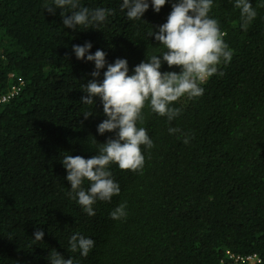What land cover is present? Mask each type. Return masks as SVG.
<instances>
[{
    "label": "trees",
    "instance_id": "1",
    "mask_svg": "<svg viewBox=\"0 0 264 264\" xmlns=\"http://www.w3.org/2000/svg\"><path fill=\"white\" fill-rule=\"evenodd\" d=\"M174 2L155 13L149 0L141 20L129 21L122 0H80L114 15L70 30L60 9L45 10L52 0H0V96L16 89L0 103V264H50L53 249L74 264H241L227 253L264 264V0H249L257 14L247 31L235 0H213L209 16L226 33L231 61L201 85L203 95L172 105L180 109L173 121L144 108L137 126L153 147L141 146L142 170L110 165L118 196L97 200L92 217L69 197L63 156L89 159L114 137L97 133L105 119L99 99L79 102L94 63L77 60L73 46L90 42L88 54L106 53L98 81L116 59L127 60L131 75L164 51L148 33ZM120 204L126 216L111 219ZM37 228L41 242L33 241ZM77 232L94 241L87 257L70 251Z\"/></svg>",
    "mask_w": 264,
    "mask_h": 264
},
{
    "label": "clouds",
    "instance_id": "2",
    "mask_svg": "<svg viewBox=\"0 0 264 264\" xmlns=\"http://www.w3.org/2000/svg\"><path fill=\"white\" fill-rule=\"evenodd\" d=\"M166 2L168 0H150L155 13H159ZM212 7L213 0H175L167 21L148 33L164 51L136 65L131 75L127 60L116 59L107 65L102 81H98L106 66V53L97 49L94 54H88L92 48L90 42L73 46L77 60L94 63L90 74L92 79L82 85L85 95L79 102L95 105L98 98L105 119L98 124L97 133H114L113 138L100 144L98 154L91 158L66 154L60 161L67 173L65 179L70 185V199L76 200L89 217L95 215L93 205L97 200L110 201L120 193L119 185L112 179L110 165H117L121 171L142 170L144 155L141 146L153 147L147 130L137 126L138 121L143 122L144 108L147 106L152 113L173 121L180 115V109L172 105L184 96L197 98L203 95L201 85L208 77L217 74L222 61L225 65L231 61L233 52L224 41L226 33L221 31L218 21L209 16ZM234 7L240 13L241 29L247 31L256 17V10L249 0H235ZM148 8L149 0H122L120 5L129 21L141 20ZM57 9L61 10L63 27L70 30L98 26L114 15L112 9L82 7L80 0H52V5L45 7L52 15ZM65 9H70V14H65ZM162 64L179 71L161 72ZM219 74L223 75L222 72ZM93 115L89 112L83 116L86 120ZM168 131L173 134L180 129L169 128ZM188 142L186 137L184 143ZM85 181L89 182L86 190L82 187ZM125 208V204H120L110 212V218L119 220L125 217ZM43 236L44 232L37 228L33 241L41 242ZM93 246L92 239L78 232L69 240L70 251L79 252L82 257H87ZM47 259L50 264H74L71 257L65 259L55 249Z\"/></svg>",
    "mask_w": 264,
    "mask_h": 264
},
{
    "label": "built area",
    "instance_id": "3",
    "mask_svg": "<svg viewBox=\"0 0 264 264\" xmlns=\"http://www.w3.org/2000/svg\"><path fill=\"white\" fill-rule=\"evenodd\" d=\"M16 93V89H12L7 95L0 96V103L6 102L11 96ZM229 258H233L235 261L240 262L241 264H255L259 262V259L256 255H250L246 257H234L233 255L229 254Z\"/></svg>",
    "mask_w": 264,
    "mask_h": 264
}]
</instances>
